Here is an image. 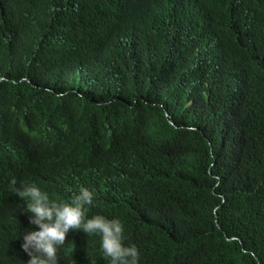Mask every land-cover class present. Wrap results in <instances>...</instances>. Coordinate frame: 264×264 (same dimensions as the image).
Wrapping results in <instances>:
<instances>
[{
    "label": "clouds",
    "instance_id": "9594fccd",
    "mask_svg": "<svg viewBox=\"0 0 264 264\" xmlns=\"http://www.w3.org/2000/svg\"><path fill=\"white\" fill-rule=\"evenodd\" d=\"M138 2L104 19L93 14L80 40L62 20L52 22L33 50L46 37L55 39L65 67L138 50L163 91L125 104L122 95L103 102L107 94H92L99 81L77 91L51 90L39 80L40 56L28 61L24 79L0 77V211L11 221L0 226V264H140L153 258L165 264L164 248L174 236L167 209L192 211L199 196L210 198V239L239 238V229L221 224L233 202L219 186L227 164L218 165L232 149L231 137L205 139L214 158L207 165L190 131L203 137L210 118L217 124L232 118L244 127L241 111L260 109L264 0ZM21 17L18 4L1 6L0 44L11 45ZM198 161L209 184L180 191L178 166ZM176 263L188 264L184 258Z\"/></svg>",
    "mask_w": 264,
    "mask_h": 264
},
{
    "label": "trees",
    "instance_id": "16d2710c",
    "mask_svg": "<svg viewBox=\"0 0 264 264\" xmlns=\"http://www.w3.org/2000/svg\"><path fill=\"white\" fill-rule=\"evenodd\" d=\"M8 2L19 5L22 17L19 26L10 32L11 45L0 44V77L3 75L16 81L24 79L31 66L28 61L38 60L40 56L43 63L39 68V80L51 90L77 91L78 88L88 87L86 81H99L96 87H91L92 94H107L103 102H113L122 95L121 101L125 104L144 92L163 91L155 81L154 69L141 56L135 55L138 50L110 53L109 58L95 57L94 63L80 62L74 64L75 67L59 65L66 62L59 51L61 44L55 39L46 37L40 48L33 50L35 41L48 33L52 22L62 20L67 31L80 40L88 33L87 21L90 16L95 14L104 19L121 14L136 7L138 0H0V8ZM261 98V107L257 112L241 111L244 127L232 118H221L219 124L210 118L206 120L203 137L198 131H190L201 146L198 157L207 165L214 158L204 147L205 139L216 141L231 137L229 144L232 149L224 157L226 161L218 165L227 164V168L221 167L223 176L219 179V186L227 201L233 202L223 215L224 222L221 224L231 232L239 229L234 232L239 238L232 243H226L221 237L210 239L208 230H214V224L206 214V206L211 204L210 198L199 196L197 206L192 211L181 214L167 209L166 224L174 236L170 237L171 242L164 248L165 264H177L176 260L183 262V258L188 264H264V92ZM237 138L240 143H237ZM232 155L235 161L229 162ZM218 156L221 157L222 152ZM202 162L178 166L175 179L180 191L209 184L208 172L199 170ZM211 178L213 182L216 181ZM10 222L0 211V226ZM162 223L164 225L165 221ZM88 247L86 259L91 262L94 250L92 246ZM140 264L162 262L153 258L142 260Z\"/></svg>",
    "mask_w": 264,
    "mask_h": 264
},
{
    "label": "bare ground",
    "instance_id": "6f19581e",
    "mask_svg": "<svg viewBox=\"0 0 264 264\" xmlns=\"http://www.w3.org/2000/svg\"><path fill=\"white\" fill-rule=\"evenodd\" d=\"M66 2V1H65ZM106 109V108H103V110ZM127 131V130H126Z\"/></svg>",
    "mask_w": 264,
    "mask_h": 264
}]
</instances>
